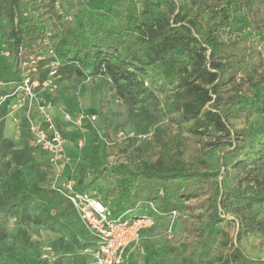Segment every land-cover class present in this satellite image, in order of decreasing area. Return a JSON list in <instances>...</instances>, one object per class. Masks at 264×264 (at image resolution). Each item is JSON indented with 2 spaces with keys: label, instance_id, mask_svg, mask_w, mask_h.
<instances>
[{
  "label": "rangeland",
  "instance_id": "obj_1",
  "mask_svg": "<svg viewBox=\"0 0 264 264\" xmlns=\"http://www.w3.org/2000/svg\"><path fill=\"white\" fill-rule=\"evenodd\" d=\"M21 1L29 3L25 17L45 14L38 27L50 36L46 43L37 42L31 47L30 57L25 59L28 63L20 66V72L35 65L38 73L34 77L49 81V88L38 93L37 99L49 102L50 113L65 136L60 159L51 161L28 140L30 148L25 155L36 166L32 170L26 165L17 166L11 152L22 151L27 140L23 112L16 113L17 123L4 117L2 135L12 146L0 154V195L15 185L22 191L34 186L53 190L73 180L77 190L109 206L112 200L106 198L105 192L120 185L128 188L138 173L199 171L189 160L196 149L204 154L209 172L216 174L210 184L218 188V194L210 190L198 198L181 201L174 216L154 219L141 231L139 241L127 247L120 264H222L235 248L248 258L264 260V205L248 207L245 200L250 188L264 194V165L239 188V198L226 200L224 196L226 191L238 189L232 182L231 169L224 164L237 144L246 150L250 137L216 142L195 134L190 124L176 123L164 111L166 99L174 91L158 93L154 88L158 75L153 73L137 74L131 82H113L104 72L93 74L87 69L82 75L61 81L58 75H51L50 62L58 61L55 49L62 39L58 25L65 19H74L75 12L56 5L58 14L54 16L49 12L48 0ZM173 1L176 7H183L186 20L193 23L202 41L218 16L222 0ZM105 16L107 24L118 23L115 17ZM239 36L232 22L216 33L221 43ZM37 57L49 62L39 65ZM6 61V45L0 34V65ZM235 82L250 88L218 111L232 132L251 134L264 126V113L256 110L264 96V70L239 74ZM140 84L153 92L155 104H146L132 92V86ZM5 90L0 86V96ZM34 107L35 104L32 112ZM240 110L249 111V117L238 118ZM66 114L86 118L81 123L74 118L63 124ZM52 206L45 208L53 212ZM119 214L120 210H114V216ZM35 215L32 213L26 222H16L0 214V264H94V245L77 218L70 220L65 231L56 232L34 223Z\"/></svg>",
  "mask_w": 264,
  "mask_h": 264
},
{
  "label": "trees",
  "instance_id": "obj_2",
  "mask_svg": "<svg viewBox=\"0 0 264 264\" xmlns=\"http://www.w3.org/2000/svg\"><path fill=\"white\" fill-rule=\"evenodd\" d=\"M47 2L54 16L58 14L56 5L75 12L76 16L58 25L62 39L55 49L59 61L56 72L61 81L82 75L87 69L93 74L104 72L113 82H131L137 74L150 73L152 76L153 73L158 75L154 86L158 93L174 91L167 97L164 111L176 123L190 124L195 134L216 142L250 137L246 150L237 144L224 164L226 169H231L232 182L238 188L226 191L225 199L239 198L242 191L239 188L264 165V126L255 128L251 134L232 132L218 110L244 89L249 90V85L235 82L237 75L264 70V0H222L218 16L202 41L193 30V23L186 20L183 7H176L173 0ZM28 6L27 1L0 0V34L7 53V61L0 65L1 84L20 80V60L30 56L31 47L43 35L38 23L45 14L27 18ZM105 15L115 17L118 23L107 24ZM231 22L240 36L233 41L219 42L216 33L228 28ZM48 62L49 59L43 58L39 65ZM4 92L8 93L7 88ZM132 92L146 104H155L153 92L143 84L132 86ZM11 103L6 100L0 106V154L12 146L2 135L3 119ZM259 106L256 110L264 113V96ZM249 115V111L240 110L238 118ZM25 132L24 148L12 151L11 160L17 166L26 165L32 170L36 165L25 155L31 141L27 130ZM189 160L200 170L163 174L141 172L135 175L137 178L128 188L120 185L105 192L106 198L112 200L109 206L101 202L110 208L113 216L114 210H120L119 216L128 212L125 218L133 220L140 217L148 203L153 204L158 215L155 218H158L177 212L181 201L198 198L210 190L218 194V188L210 184L216 174L209 172L204 154L193 149ZM248 190L245 196L248 207L264 205V194L252 188ZM51 204L53 212L45 208ZM32 213H36L34 223L56 232L65 231L70 220L77 218L72 207L54 189L34 186L22 191L15 185L0 195L2 216L26 222ZM222 264H264V260L248 258L235 248Z\"/></svg>",
  "mask_w": 264,
  "mask_h": 264
},
{
  "label": "built area",
  "instance_id": "obj_3",
  "mask_svg": "<svg viewBox=\"0 0 264 264\" xmlns=\"http://www.w3.org/2000/svg\"><path fill=\"white\" fill-rule=\"evenodd\" d=\"M50 33H43L38 43H46ZM28 56L27 58H29ZM20 60V66H26L27 60ZM37 57L36 60L40 61ZM35 63V62H34ZM59 61H51L52 74L57 75ZM38 73L35 65L27 70H21V77L17 83L1 84L2 88H7L8 93L0 96V106L11 100L7 117H11L17 123V112H23L22 119L25 122L27 133L31 139V144L38 152L50 158L51 161L62 157V145L64 137L61 128L54 121L50 113L48 101H38V93H42L49 88L48 80H39L34 75ZM33 75V76H32ZM35 104L32 112V105ZM81 123L86 117L77 115L76 117L64 115L63 124L73 121ZM73 209L80 224L91 237L94 245V264H120L125 255V250L131 244H135L140 239L141 231L150 226L155 216V209L152 203H148L145 211L140 217L129 220L125 218L128 212L121 216L114 217L110 208L104 205L98 198L90 196L84 191H79L73 180H68L60 187L54 189ZM175 211L170 213L174 216Z\"/></svg>",
  "mask_w": 264,
  "mask_h": 264
}]
</instances>
